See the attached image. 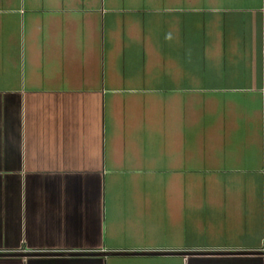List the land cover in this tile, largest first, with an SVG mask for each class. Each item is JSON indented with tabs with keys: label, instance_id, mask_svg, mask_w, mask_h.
<instances>
[{
	"label": "crops",
	"instance_id": "obj_1",
	"mask_svg": "<svg viewBox=\"0 0 264 264\" xmlns=\"http://www.w3.org/2000/svg\"><path fill=\"white\" fill-rule=\"evenodd\" d=\"M194 2L0 0V264H264V0Z\"/></svg>",
	"mask_w": 264,
	"mask_h": 264
},
{
	"label": "water",
	"instance_id": "obj_2",
	"mask_svg": "<svg viewBox=\"0 0 264 264\" xmlns=\"http://www.w3.org/2000/svg\"><path fill=\"white\" fill-rule=\"evenodd\" d=\"M127 252H129V254H132V253H135V252H133V251H127ZM138 252H141V253H153V252H160V251H138ZM1 254H5V253H0V255ZM7 255H17V254H19L18 252H10V253H6ZM26 255L28 254V255H37V254H43L42 253V251H28L27 253H25ZM45 254V253H44Z\"/></svg>",
	"mask_w": 264,
	"mask_h": 264
},
{
	"label": "rangeland",
	"instance_id": "obj_3",
	"mask_svg": "<svg viewBox=\"0 0 264 264\" xmlns=\"http://www.w3.org/2000/svg\"><path fill=\"white\" fill-rule=\"evenodd\" d=\"M195 2H196V0H194ZM149 2V1H148ZM189 2V1H188ZM191 2V1H190ZM189 2V3H190ZM195 2H194V4H195ZM150 3V2H149ZM191 3H193V1L191 2ZM126 177V176H125ZM167 176H165L164 178H163V176L161 175V176H157V179H156V183H155V185L156 184H162V182H164V179L166 178ZM155 181V180H154ZM141 183H143V182H141ZM160 186L158 185L156 188L158 189ZM159 192V191H158Z\"/></svg>",
	"mask_w": 264,
	"mask_h": 264
},
{
	"label": "built area",
	"instance_id": "obj_4",
	"mask_svg": "<svg viewBox=\"0 0 264 264\" xmlns=\"http://www.w3.org/2000/svg\"><path fill=\"white\" fill-rule=\"evenodd\" d=\"M262 249L264 250V241H263V243H262Z\"/></svg>",
	"mask_w": 264,
	"mask_h": 264
}]
</instances>
